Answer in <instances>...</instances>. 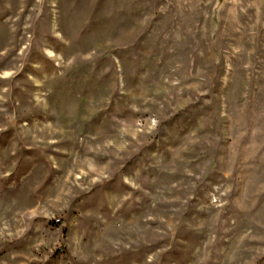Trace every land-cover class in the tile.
<instances>
[{
	"label": "rangeland",
	"instance_id": "1",
	"mask_svg": "<svg viewBox=\"0 0 264 264\" xmlns=\"http://www.w3.org/2000/svg\"><path fill=\"white\" fill-rule=\"evenodd\" d=\"M0 264H264V0H0Z\"/></svg>",
	"mask_w": 264,
	"mask_h": 264
}]
</instances>
